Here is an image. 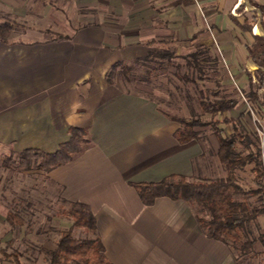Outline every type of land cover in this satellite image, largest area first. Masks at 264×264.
<instances>
[{
    "label": "crops",
    "instance_id": "obj_1",
    "mask_svg": "<svg viewBox=\"0 0 264 264\" xmlns=\"http://www.w3.org/2000/svg\"><path fill=\"white\" fill-rule=\"evenodd\" d=\"M64 1L75 6L71 19L83 22L66 34L70 39L0 41V155L53 153L70 127L87 128L84 151L48 177L65 200L90 211L112 264H264L259 242L242 253L233 250L206 237L185 202L161 197L145 206L132 186L170 175L225 177L215 136L177 142L179 125L151 96L157 89L151 75L165 70L162 58L179 56L187 46L218 51L219 68L228 74L222 85L233 86L227 96L240 95L225 116L246 113L241 90L254 67L247 46L264 36V11L252 23L246 13L256 16L254 6L263 0ZM49 7L44 2L40 12L53 16ZM207 19L211 26L205 30ZM246 121L255 130L252 119ZM220 127L231 135V125ZM252 167L237 172L245 192L258 188ZM259 197L250 193L245 200L258 206ZM260 234L264 212L247 226L246 238Z\"/></svg>",
    "mask_w": 264,
    "mask_h": 264
},
{
    "label": "trees",
    "instance_id": "obj_2",
    "mask_svg": "<svg viewBox=\"0 0 264 264\" xmlns=\"http://www.w3.org/2000/svg\"><path fill=\"white\" fill-rule=\"evenodd\" d=\"M11 28L10 23L0 22L1 42L7 43L5 36L9 34ZM68 39H70L69 36L58 35L51 40ZM209 49L205 47V49L181 56L185 67L180 64L171 65L176 69L174 74L180 75L181 68H185L188 72L201 74L202 67L196 58L199 57L200 52L211 54ZM247 53L248 58L257 66V70L254 72L256 82L253 81L250 73L247 74V88L241 90V97L248 104L246 113H241L235 119L226 116L221 119L217 118V115L233 110L240 98L239 94L228 97L227 95L231 94L225 92L221 96L218 89L222 88L221 82H216L217 91H211L212 99L202 98L198 102L201 114L209 115V119L173 117L161 110L169 120L179 124L174 137L181 145L191 141H200L203 138L201 130H198L200 127L211 128L210 133L215 136L219 145L218 158L224 167L225 177L190 180L184 176L170 175L159 182L136 183L132 186L145 206H151L156 199L161 197L185 202L193 210L197 223L206 237L219 240L233 250H239L240 253L243 252L242 249L252 247L259 242L264 253V234H260L254 240L246 238L247 226L264 212L263 145H261L258 130L249 131L246 126V120L251 121V114L264 119V91H261L264 90V36L254 37V41L247 46ZM213 62L214 65L217 63ZM182 77L193 83L203 80L200 76H196L195 79L186 75ZM243 117L246 118L245 121ZM222 125H231L230 136L223 134V128L220 127ZM89 143L87 128L70 127L68 139L61 143L55 152L46 153L39 149H26L1 154L0 165L3 169L15 172L48 174L72 161L84 151ZM247 164L253 165L252 171L256 176L258 188L253 192H245L237 177L238 170ZM257 192L260 193V204L258 206L249 205L245 200L246 197L250 193L257 194ZM68 215L72 224L68 230L61 232L54 249L48 252V264H112L105 255L104 247L97 234L95 219L87 207L82 204H72ZM6 220L12 226L19 225L18 218L13 212L7 213ZM73 228L83 230L90 237H73L71 233ZM6 249L7 246L0 239V255L3 257L0 260L20 264L18 253L14 250L8 253Z\"/></svg>",
    "mask_w": 264,
    "mask_h": 264
},
{
    "label": "rangeland",
    "instance_id": "obj_3",
    "mask_svg": "<svg viewBox=\"0 0 264 264\" xmlns=\"http://www.w3.org/2000/svg\"><path fill=\"white\" fill-rule=\"evenodd\" d=\"M44 2L49 3V8H54L53 16L51 11H46L45 14L40 12ZM64 2V0H0V22H8L12 25L5 39L7 41H44L58 35L71 34V30L79 27L83 22L71 19L77 17L73 16L75 6ZM262 4L264 0L261 3L257 2L254 6L257 9L255 17L246 13L249 17V20H246L247 23L255 22L258 18L262 19L264 11ZM59 7L68 13L64 14L55 10ZM68 16L69 20L66 19ZM203 23L204 29L208 30L211 23L208 19L203 20ZM199 49H205V47L187 46L179 56L172 53L169 57L162 58L161 64L164 65L165 70L156 71V74L151 75V78L152 76L157 78L154 81L157 89L150 92L151 96L162 111L173 117L209 119V115L201 114L198 102L202 98L212 99L211 91H217L216 82L223 84L225 75L228 76L225 69L217 66L222 60L218 51H216L217 54L208 53V55L200 52L196 59L202 67L201 74L181 68L180 75H175L176 69L171 65L180 64L185 67V62L180 57ZM213 57L216 59L213 60ZM213 61L217 62V65H214ZM256 70L255 65L253 69H250L254 82H256L254 73ZM183 75L193 79L200 76L203 80L193 83L186 81ZM149 88L152 90L151 87ZM218 89L221 96L224 92L233 93V86L222 85V88ZM225 114H219L217 118L221 119ZM251 119L256 127L255 130L262 132L264 119L257 118L253 114ZM198 130H201L203 138L212 136L210 127H200ZM260 137L261 145L264 146V135L261 133ZM49 173L15 172L3 169L0 165V239L7 246L8 253L12 250L18 253L20 264H48V252L54 249L61 232L68 230L72 224L68 210L73 203H69L61 196L60 188L50 180ZM8 212L16 214L19 225L12 226L7 222ZM71 233L75 238L90 237L77 228H73ZM0 258L3 257L0 255ZM0 264L13 263L1 259Z\"/></svg>",
    "mask_w": 264,
    "mask_h": 264
},
{
    "label": "built area",
    "instance_id": "obj_4",
    "mask_svg": "<svg viewBox=\"0 0 264 264\" xmlns=\"http://www.w3.org/2000/svg\"><path fill=\"white\" fill-rule=\"evenodd\" d=\"M262 133V135H264V129L261 131H259V135ZM264 147V146H263Z\"/></svg>",
    "mask_w": 264,
    "mask_h": 264
}]
</instances>
